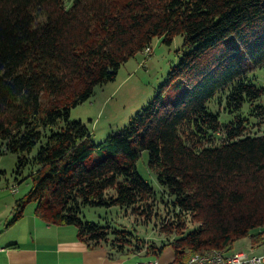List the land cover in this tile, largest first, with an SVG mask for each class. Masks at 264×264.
Listing matches in <instances>:
<instances>
[{
  "label": "trees",
  "instance_id": "obj_1",
  "mask_svg": "<svg viewBox=\"0 0 264 264\" xmlns=\"http://www.w3.org/2000/svg\"><path fill=\"white\" fill-rule=\"evenodd\" d=\"M176 35L181 54L161 85L184 88L174 102L159 90L104 143L69 121L123 62ZM261 65L264 0H0V154H16V174L28 166L31 178L10 222L33 202L45 222L75 226L109 255L156 256L169 245L179 262L243 238L264 242V132L248 128L264 117L263 88L246 76ZM212 102L230 119L221 122ZM142 151L159 196L136 171ZM155 199L167 217H146ZM101 204L131 208L146 223L158 218L166 237L148 241L80 217Z\"/></svg>",
  "mask_w": 264,
  "mask_h": 264
},
{
  "label": "rangeland",
  "instance_id": "obj_2",
  "mask_svg": "<svg viewBox=\"0 0 264 264\" xmlns=\"http://www.w3.org/2000/svg\"><path fill=\"white\" fill-rule=\"evenodd\" d=\"M181 42L182 37L179 35L174 36L169 44L163 42L160 37L155 38L151 46L123 62L112 80L96 85L87 100L71 108L69 121H80L88 130L92 142L104 143L110 135L126 127L131 117L151 101L159 90H162L164 102H174L184 93V88L181 85L176 87H161V85L165 83L167 72L181 54ZM246 76L257 87L263 88L262 95L256 103L264 104V65L249 69ZM209 106L213 112L219 113L221 122L230 119L231 114L225 112L216 102H212ZM246 109L244 108L243 111ZM263 119V116L251 118L253 124L259 122V125L249 123L248 128H253L255 134L263 133ZM107 153V149L104 148L94 150L86 163L91 165L103 159ZM147 161L148 154L142 151L136 160V171L150 184L156 196H159L161 186L157 182L155 171L149 167ZM16 168V154L11 152L0 154V190H4L3 192L8 193L14 200L24 196L31 185L28 166L22 168L20 174H16ZM33 204L29 202L25 206H33ZM165 205L167 204L163 202L157 203L155 199L151 212L147 211L149 213L146 217L150 218L154 212L167 217V212L163 210ZM80 217L102 225L124 228L148 241H158L160 237H166V234L160 232L161 225L158 223V218L155 219L156 223H146L145 217L142 219L140 214H133L131 208L115 204L82 207ZM234 252L230 248L225 253Z\"/></svg>",
  "mask_w": 264,
  "mask_h": 264
},
{
  "label": "crops",
  "instance_id": "obj_3",
  "mask_svg": "<svg viewBox=\"0 0 264 264\" xmlns=\"http://www.w3.org/2000/svg\"><path fill=\"white\" fill-rule=\"evenodd\" d=\"M3 191L0 190V264H171L176 261L169 246L156 256L143 250L109 255L102 245L91 247L80 240L75 226L45 222L35 214L34 204L25 206L21 216L10 222L17 199ZM263 247L264 242L251 243L243 238L231 250L259 252Z\"/></svg>",
  "mask_w": 264,
  "mask_h": 264
},
{
  "label": "built area",
  "instance_id": "obj_4",
  "mask_svg": "<svg viewBox=\"0 0 264 264\" xmlns=\"http://www.w3.org/2000/svg\"><path fill=\"white\" fill-rule=\"evenodd\" d=\"M263 262L264 247L259 252L225 253L222 250H209L193 253L185 261H174L171 264H260ZM141 264H150V262Z\"/></svg>",
  "mask_w": 264,
  "mask_h": 264
}]
</instances>
